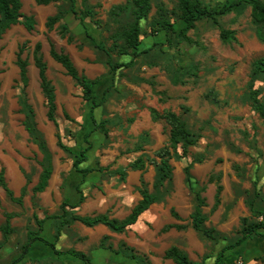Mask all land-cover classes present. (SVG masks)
<instances>
[{
	"label": "rangeland",
	"instance_id": "1",
	"mask_svg": "<svg viewBox=\"0 0 264 264\" xmlns=\"http://www.w3.org/2000/svg\"><path fill=\"white\" fill-rule=\"evenodd\" d=\"M75 1L79 15L83 13L85 7H89L95 12L93 24L96 23L95 26L99 30L95 38L97 41H104L108 46L112 43L114 34L131 20V0ZM226 1L205 0L211 6ZM58 2L59 4L55 3L50 6L55 8V6L63 4L66 8L71 4L70 0H59ZM126 3L128 9L123 10L121 14L114 15L111 12L115 5ZM27 5V0H24L26 8ZM152 5L148 20L142 21L143 35L141 39L143 45L141 49L145 52L132 65L116 72L119 74L115 80L116 86L112 88V93L105 101L104 116L108 118V125L113 133L111 141L106 147L121 148L122 153L126 152V145H123L125 144L123 143L125 133H123L122 125L128 124L127 119L132 115H137L139 110L144 107L138 108L139 104L145 105L141 92L137 88L132 89V87H145L149 91V96L154 99L159 112L166 109L177 112L186 120L192 132L199 137L197 144L189 148L185 157L182 156L183 152L179 149L170 160L173 167V183L172 185L166 184L159 189L161 200L165 201V208L179 203L180 205L188 204L191 209L196 201L195 190L201 188H204L200 193L201 197L212 204L215 198H213L214 189L211 186L216 188V182H209V177L215 175V177L221 178L220 182L223 185L221 205H224L225 208L227 207L229 210L231 205L235 206L237 200L234 199L238 194L240 195L239 199L244 200L245 206L249 207L248 203L252 201L259 210L264 211V124L249 96L253 62L264 57V41L259 38L258 28L253 23L251 7L243 5L230 14L220 16L219 25L210 20L199 21L196 28L188 33L196 43L175 39L170 44L164 32L163 34H160L159 31L153 32L151 27L153 20L159 16V8L169 11L176 9L177 1L152 0ZM32 6L29 13L36 16L35 29L28 31L22 24H16L9 28L0 40V69L3 70V73L0 74V146L8 145L9 141L13 142L14 131L23 127V114L19 104L22 83L18 80V71H12L20 47L26 43L22 57L32 61L35 43L41 40L47 46L48 32L51 33V36L59 40L62 39L58 33H60L59 25L64 21L58 22L54 31L51 32L46 27L47 16L51 11H41L34 4ZM78 21L75 15V18L71 17L68 23L74 27L79 25ZM221 28L234 30L236 40L224 42L220 37ZM80 40L76 37L75 45H78ZM91 46L96 59L105 62L106 55L92 44ZM115 59L119 61V56L115 55ZM5 67H8V71ZM35 68L37 67L35 66ZM51 72L55 77L59 73H64V71L55 69H52ZM8 74L12 75V80L7 83ZM70 84L64 85L63 89L59 91V95H62L63 99L58 106L57 114L60 127L66 136L64 140L72 146L74 141L67 135L73 136V132L70 130L73 123L68 122L69 126H66V119L61 112V109L69 106L66 103L65 95L69 92L70 87L73 94L79 91L74 80H71ZM255 85L261 91L260 98L264 101V79H257ZM30 87L29 90L34 95L38 110V121L42 122L40 111L43 112L42 114H46V100L41 102L39 96L36 93L33 94L36 88L33 84ZM133 104L136 107H131ZM159 122L161 137L164 142H167L169 126L164 119H160ZM197 158H202L203 161L195 163L191 169L194 177L193 186H191L186 180L184 168ZM64 161L65 159L61 158V163ZM118 163L119 161H115L109 167L113 168ZM149 181L150 189L153 191L155 180ZM203 210L205 211L206 208L204 207ZM242 210H238L233 219L227 211L216 216L215 210L211 209V213H207L210 221L206 225L214 230L216 239L226 237L236 240L241 235L243 218H245L242 216ZM247 218L249 221H259L262 216H254L250 212ZM183 221L182 223L187 224L188 227L185 230L180 229L175 233L174 238L187 247L191 244L192 237L189 234L192 232L190 229L193 228L191 227V218L187 217ZM23 222L25 224V220H22L21 223ZM164 223L167 224L166 221ZM73 232L79 234V231L75 229ZM196 233L199 236L202 235L198 231ZM23 234V230L18 228L14 237L21 239ZM125 251L128 254L131 253L130 250L126 249ZM231 253L230 251L226 255V262H230L228 257ZM141 255H144V259L151 263L149 255ZM236 257L238 258V256ZM250 258L240 257L232 263L249 264L252 260ZM145 260L143 264H146ZM77 263L83 264V261L78 260Z\"/></svg>",
	"mask_w": 264,
	"mask_h": 264
},
{
	"label": "crops",
	"instance_id": "2",
	"mask_svg": "<svg viewBox=\"0 0 264 264\" xmlns=\"http://www.w3.org/2000/svg\"><path fill=\"white\" fill-rule=\"evenodd\" d=\"M58 1H52L49 4H38L36 0H27L28 5L26 8L23 0L22 11L27 15L33 14L29 13V10L32 9V4H34L41 11H51L47 16L48 19L49 16L55 15L58 12V6H55V8L50 6L55 3L59 4ZM71 17L75 18V14L72 12L68 13L63 21L69 25V29L74 34L75 39L76 37L81 39L77 43L78 45H75V40L69 42L68 37H63L61 33H58L62 38L59 40L48 32L47 46H45L43 41L38 40L42 43V53L48 65L47 75L52 80L56 89L57 113L59 110L58 106H60L61 99H63L62 95H59V91L63 89L64 85L70 84L73 79L66 73L65 68L50 55V41L55 44L58 50H63L71 56L81 73L98 80L94 87V93L98 100L102 98L106 89H108L106 98L109 97L113 91L112 88L116 86L115 80L119 76L117 73L110 72L105 62L96 59L95 52L91 49L90 37L86 32V28L81 24L79 19V25L71 27L70 23H68ZM85 23L87 31L92 36L97 37L96 35L99 30L93 24L92 19L87 18ZM54 29L49 31L53 32ZM160 34H163V32L161 31ZM131 58L130 55H121L119 56V61L129 62ZM138 58H136L135 62ZM35 66L34 60L29 61V86L27 92L29 102L36 112L38 128L43 132L53 155V172L47 188L43 192L38 193V205H34L32 200L33 188L38 183L42 170L39 162L42 160L43 155L39 146L32 141L24 125L17 131H14L13 142L9 141L8 145L2 144L0 146V168L4 169L10 188L17 197L22 194L23 188H26L24 192V205L21 206L12 202L7 197L5 190L0 186V226L5 221V212L18 214L11 220L12 226L15 228L14 233L11 235L6 246L0 248V264H11L13 259L20 257L21 248L27 241L28 231L38 229L34 218L35 213L39 219H44L47 215L58 216L46 219L43 224L40 236L47 240L48 243L41 239L34 240L27 253L24 254L21 261L17 264H78V260H82L83 264H86L80 257L67 252L71 249L85 253L91 258L92 264H139L137 260L129 256L130 254L125 251L124 247L120 246L121 243H126L129 247L135 249V252L139 255H149L150 264H176L172 259L165 258L166 250L173 245L183 249L190 259L197 264H215L218 253L228 243L234 242L235 239L231 240L226 237L211 239L205 235L199 236L195 229H190L192 230L189 234L192 237L191 244L185 247L174 238L175 233L180 229L171 228L167 232L161 231L166 224L164 223L165 221L167 223L183 224L182 222H184L185 218H191L194 206L190 209L188 204L180 205L179 203H175V205L165 208V201H157L140 215L136 223L129 226L123 232H115L105 224L87 226L80 221L72 219L73 213L81 216L108 214L111 217L119 219L126 218L142 198L139 191L141 179H144L149 186V180L154 181L156 176L154 164L147 163L144 170L133 169L127 166L139 156L153 157L154 152L161 148L166 141L164 142L160 134V120H155L152 117L151 109H156L157 106L154 99L149 96V91L145 87H132V89L137 88L141 92L145 105L143 103L139 104L138 108L144 106L139 110V113L128 118V124L124 125L122 123L123 133H125L123 138V143L125 144L123 145H126V152L122 153L121 148L115 149L111 146L107 148L106 145L111 141L113 133L108 125V118L104 116L105 102L103 105L92 109L91 102L83 98L82 90L78 86L79 91H76L75 94H73V90L72 92L70 91V87L69 92L65 95L66 103L69 106L61 109L64 117V112H67L71 118L65 117L66 126H69L68 122L73 123V127L70 128L73 136L67 135L74 141V145L72 146L64 140L66 136L60 127L63 142L71 149V152L64 151L57 145V128L55 124L47 118L46 114H42L43 112L41 111L42 122L38 121V110L36 109L34 95L29 90L31 88L30 85L33 84L34 88H36L33 94L36 93L41 102L44 101L45 96L40 86L39 70ZM12 68V71H18L19 75L20 69L16 62ZM52 69L64 71V73H59L55 77L52 74L53 72H51ZM6 70L8 71V67ZM1 73H3V70L0 69ZM6 80L7 83L11 82L12 75L8 74ZM18 80H20V77ZM133 106L136 107L134 104L131 105V107ZM24 118L23 114V120ZM102 121H105L104 124L108 128V136L103 133L100 127ZM9 133L12 135L11 131ZM86 134H89L87 139ZM89 143H91V146L86 151L87 158L76 168L74 166L75 155H81L82 151L87 149ZM61 158L65 159L63 163H61ZM115 161H119L118 165L113 168L109 167ZM125 167H127V171L125 178H123L117 171ZM85 169L89 171L84 173ZM211 187L214 189L213 198H215L216 188L215 186ZM239 198L240 195L237 194V197L234 199L235 201L237 200V204L235 203V206L231 205L229 210L220 204L214 211L215 215L220 216L228 210L229 216L234 219L238 210L241 211L243 209L242 216L248 217L251 211L249 207L245 206L244 200L242 201ZM65 200L69 202V205L63 210L62 204ZM212 202L214 205V199ZM212 204L207 200L205 214L211 213ZM173 207L179 212L183 220L172 217L171 209ZM63 213L65 215L61 216ZM22 220H25V224L24 222L21 223ZM209 221L210 217L206 223ZM19 225L22 226L20 227ZM18 228H21L24 233L21 239H18L19 237L16 236L14 237L17 234ZM74 229L79 231V234L73 232ZM262 231L264 232V229ZM105 235H109L111 238L104 245H101V240ZM2 239L3 235L0 231V241ZM230 251L232 252L229 255L230 257H228L230 262H226V255ZM205 255H209V257L205 258ZM236 256L238 258L251 257L250 259L252 260H250L249 264H264L260 260V257H264V239L259 237L249 239L234 248L226 250L222 263L231 264L238 259Z\"/></svg>",
	"mask_w": 264,
	"mask_h": 264
},
{
	"label": "trees",
	"instance_id": "3",
	"mask_svg": "<svg viewBox=\"0 0 264 264\" xmlns=\"http://www.w3.org/2000/svg\"><path fill=\"white\" fill-rule=\"evenodd\" d=\"M52 1L58 0H36L38 4H49ZM71 4L69 7H64L63 4L58 6V12L55 15L49 16L46 21V27L48 30H53L58 22L63 21L65 16L72 12L80 20L81 24L86 28V32L90 37V43L102 51L106 55L105 63L109 67V71L116 73L119 69L128 67L132 65L136 58H138L145 50L141 49L143 35L142 31V21L148 20L150 13L152 11L153 5L152 0H131V20L128 21L123 28L114 34L112 43L108 46L104 41H97L94 36H92L87 31V26L85 20L91 18L94 22L93 17L95 12L89 8L85 7L81 15L78 14L77 5L75 0H70ZM176 9L159 8V16L157 19L153 20L152 31L153 32H164L167 36V40L170 44L174 42L175 39L184 40L189 43H196L189 35V31L195 29L197 23L202 20H210L214 24L219 25V17L223 15L230 14L235 9L240 8L243 5H249L251 7V16L253 23L258 28V36L264 41V0H227L225 3L211 6L206 3L205 0H176ZM23 0H0V39L3 34L11 28L12 25L22 24L28 31L35 29L37 20L33 14L27 15L22 11ZM125 9H128V4L115 5L111 12L114 15H119ZM174 16V18H172ZM96 24V23H95ZM59 31L63 37H68L69 42L75 40L74 34L70 31L69 25L62 22L59 25ZM220 37L224 42H231L236 40L235 31L231 29L221 28ZM178 41V42H179ZM24 43L19 52L17 53L16 63L20 69L19 77L22 83L21 94L19 95L20 110L24 114L25 118L23 120V125L25 129L29 132V135L34 143L39 146V149L43 155L42 160L39 162L42 170L39 175L38 183L33 188L32 200L34 205H38V193L43 192L49 185V181L53 172V155L49 149L47 140L43 132L38 128L36 121V112L32 104L29 102L27 88L29 86V76H28V65L29 60L22 57L24 51ZM50 55L54 60L59 62L66 70V73L71 76L75 84L79 86L82 90V96L86 101L91 102L92 109L103 105L106 101V93L108 89L105 90L102 98L98 100L94 93V87L98 80L90 78L87 75L81 73L73 62L71 56L64 52L63 50H58L55 44L50 41ZM115 55H130L132 58L129 62H120L115 59ZM33 60L34 64L39 70L40 86L45 96V102L47 107V118L52 121L56 128L57 145L66 152H71L68 145L63 142V136L60 133V124L57 118V102H56V89L52 80L47 75L48 65L44 60L42 53V43L40 41L36 42L33 49ZM259 78L264 79V57H260L253 62L251 81L249 83L250 87V100L256 112L259 114L262 122L264 124V101L260 98L261 91L256 87V80ZM151 113L153 119L160 120L164 119L169 126V137L168 141L158 150L154 152L153 157L139 156L137 159L132 161L127 167L144 170L147 163L154 164L156 168V176L153 184L154 190H150L147 182L141 179V187L139 191L142 195L141 200L133 207L131 213L123 219L111 217L108 214H98L94 216H81L78 214L72 215L73 220L80 221L87 226H95L97 224H105L111 230L115 232H123L129 226L137 222L140 215L148 210L152 204L160 201L162 198L159 195V189L167 185H172L173 180V167L170 160L172 159L174 153H177L179 149L183 152V157L188 154L189 148L197 144L199 137L192 132L188 127L186 120L177 112L172 110H164L159 112L157 109L152 108ZM65 117L71 119L67 112H64ZM105 121L100 123L103 133L108 136L109 131L105 126ZM99 126V125H98ZM89 134H86V139ZM91 143L87 149L83 150L81 155H75L74 166L78 168L79 164L87 158L86 151L90 148ZM202 158L194 159L184 168V173L186 175V180L191 186H193V179L191 169L195 163L202 162ZM127 167L121 168L117 171L118 174L125 178ZM85 169L83 172H88ZM220 177H215L211 175L209 177V182H216V193H215V203L212 207L216 210L221 204V195L223 191V185L220 182ZM0 186L5 190L7 197L12 201L21 206L24 205V192L26 188H23L22 194L20 196H15L14 191L10 188L3 168H0ZM204 188L200 190H195V205L191 213V227L196 231L200 232L202 235L208 236L211 239H216L214 235V230L210 229L206 225L208 220L207 214H205L203 208L207 205L205 198H202L200 193ZM249 209L254 216L261 215V221H249L247 217L243 218V227L241 229V235L234 241L228 243L217 255L215 264H223V258L225 251L240 245L246 240L254 238L264 239V211L259 210L256 205L250 201L248 203ZM69 205L68 201H64L62 204V209ZM65 212V211H63ZM5 221L0 226V231L2 232L3 239L0 241V248L6 246L9 242L11 235L14 233L15 228L12 226L11 220L17 213L5 212ZM63 213L61 216H64ZM171 215L173 218L178 220H183L179 212L173 207L171 209ZM58 215H47L44 219H39L38 215L35 213L34 218L38 225L37 230H29L27 234V241L21 248V255L18 258L13 259L11 264H17L21 261L22 257L29 250L32 242L37 239H41L47 242L43 237L40 236L41 230L43 229V224L46 219L55 218ZM187 224L179 223H167L163 227V231H168L171 228L185 229ZM111 236L105 235L101 240V245H104ZM48 243V242H47ZM122 247L130 250V257L137 260L139 264L144 263V255H139L135 252V249L129 247L126 243H121ZM62 253L61 251H58ZM77 257L83 259L86 264H92L91 258H89L85 253L76 251L74 249L68 250ZM209 255H205L208 258ZM165 258L172 259L176 264H197L193 262L189 255L182 250L180 247L173 245L169 247L165 252ZM260 260L264 262V257H260ZM146 264H150L149 261L145 260ZM233 264V263H231Z\"/></svg>",
	"mask_w": 264,
	"mask_h": 264
}]
</instances>
